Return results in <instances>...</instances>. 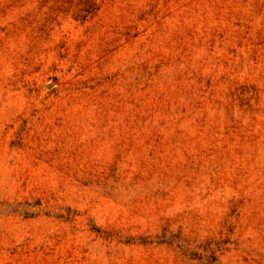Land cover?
I'll use <instances>...</instances> for the list:
<instances>
[{"label": "rangeland", "instance_id": "rangeland-1", "mask_svg": "<svg viewBox=\"0 0 264 264\" xmlns=\"http://www.w3.org/2000/svg\"><path fill=\"white\" fill-rule=\"evenodd\" d=\"M0 264H264V0H0Z\"/></svg>", "mask_w": 264, "mask_h": 264}]
</instances>
